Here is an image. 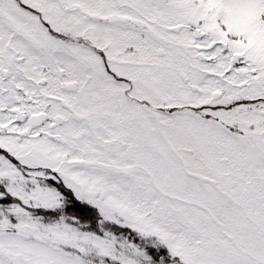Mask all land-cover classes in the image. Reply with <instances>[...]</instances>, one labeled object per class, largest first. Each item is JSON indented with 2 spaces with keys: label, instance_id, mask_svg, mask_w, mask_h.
Returning <instances> with one entry per match:
<instances>
[{
  "label": "snow or ice",
  "instance_id": "snow-or-ice-1",
  "mask_svg": "<svg viewBox=\"0 0 264 264\" xmlns=\"http://www.w3.org/2000/svg\"><path fill=\"white\" fill-rule=\"evenodd\" d=\"M0 264H264V0H0Z\"/></svg>",
  "mask_w": 264,
  "mask_h": 264
}]
</instances>
